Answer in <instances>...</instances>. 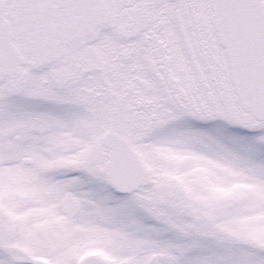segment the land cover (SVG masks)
Wrapping results in <instances>:
<instances>
[{
    "label": "snow or ice",
    "instance_id": "6c2138e0",
    "mask_svg": "<svg viewBox=\"0 0 264 264\" xmlns=\"http://www.w3.org/2000/svg\"><path fill=\"white\" fill-rule=\"evenodd\" d=\"M0 264H264V0H0Z\"/></svg>",
    "mask_w": 264,
    "mask_h": 264
}]
</instances>
